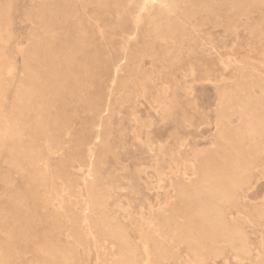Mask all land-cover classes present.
<instances>
[{
    "label": "rangeland",
    "instance_id": "rangeland-1",
    "mask_svg": "<svg viewBox=\"0 0 264 264\" xmlns=\"http://www.w3.org/2000/svg\"><path fill=\"white\" fill-rule=\"evenodd\" d=\"M69 1L65 14L57 12L54 21L46 16V26L52 28V34L49 41H42L44 28L38 26L36 14L43 0H0V88H6L0 91V124L11 115L24 75L23 61H29L32 68L36 66L37 62L28 58L29 51L35 48L32 39L36 34L41 35V47L58 51L55 53L60 75L56 93L51 91L46 96V131L34 133L38 118L28 110L26 139L13 136L0 145V213L5 216L0 223L9 225L8 212H15L19 206L23 210L21 204L28 202L40 204L42 199L45 204L38 208L43 223L40 229L46 230L55 222L70 230L73 219L69 216L82 214L78 189L84 186L82 169L90 162L92 151L97 169L92 186L106 198L107 217L122 223L131 242L140 245L145 231H150L153 241H161L168 226L173 229L168 237L171 264H264V150L226 211L229 227L247 233L253 248L250 259L244 260L223 247L218 257L199 262L174 231L177 223L184 222L177 215L184 203L178 198V191L185 186L195 193L196 172L190 164L215 145L223 94L252 82L255 98L264 100V23L255 29L262 17V1L246 9L245 16L233 20L229 19L234 13L230 4H225L224 12L218 16L197 10L195 0H189L190 4L186 3L188 0H167L163 10L148 0ZM5 5L8 20L1 16ZM154 18L157 21L153 22ZM70 48L73 49L67 50ZM60 50L64 53L60 54ZM164 51H168L166 57ZM38 54L40 59H48L42 50ZM28 82L34 83L29 77ZM238 123L237 116L230 118L232 126ZM23 139L29 149L36 151L42 171L40 182L30 177L27 155L17 148ZM151 141L154 147L148 149ZM58 237L64 243V235L58 233ZM3 239L0 233V242ZM17 247L23 248L21 244ZM30 255L24 253L15 264H36Z\"/></svg>",
    "mask_w": 264,
    "mask_h": 264
},
{
    "label": "bare ground",
    "instance_id": "bare-ground-1",
    "mask_svg": "<svg viewBox=\"0 0 264 264\" xmlns=\"http://www.w3.org/2000/svg\"><path fill=\"white\" fill-rule=\"evenodd\" d=\"M94 1L96 2V0ZM148 1L152 2L151 4H153V6L159 9L162 6H165L167 3V0H148ZM195 1H196L195 8L197 10L199 11L206 10L211 13L214 12L218 16L224 12L223 7H226L224 6L225 4H228V5L230 4V6L232 5L234 8V13L233 15L229 16V19L231 20L243 15L246 9L252 8V6L255 5L254 4L255 2L262 1V6L264 7V0H195ZM69 2H70L69 0H43L42 4L40 2L41 5L39 4L40 6H38L37 8L36 19H37L38 26L44 28L42 35L45 34L44 35L45 39L42 41H45V40L49 41L48 38L52 34L51 32L52 28L49 26H46L49 21L47 20L48 18H46V16L50 15V17L53 19L52 21H54L53 16L56 15L57 12H61L60 14L62 13L65 14L64 12L66 11H64V8H65V5H67ZM169 2L171 1L169 0ZM186 3H189V0L188 2L186 1ZM109 4H110V1H109ZM176 6H174V8ZM168 7L170 6H167L166 8ZM263 7H261L263 11L260 10L262 12L260 23H258L257 26L255 25L256 28L255 26H251V29L252 27L257 29L263 25L264 23L263 22L264 21V8ZM193 8L192 10H194ZM176 10H177V7H176ZM186 11L188 14L187 9ZM209 12L208 13L205 12V13L209 15ZM117 13H119V11ZM120 13H121V10H120ZM159 13L161 14L162 12H159ZM210 15H213V13ZM225 15L223 14L222 16L224 17ZM1 16L8 20V5L4 6ZM153 16L155 17L156 15H153ZM55 18L57 17L55 16ZM137 19L139 20V18ZM154 21H157V20H155L154 18L153 22ZM183 24H182V27H183ZM176 29H175V32H176ZM178 31L179 29L177 30V32ZM160 32L162 31L160 30ZM168 32H171V31H168ZM38 36H41V35L36 34L34 36V39H32L35 45V48L33 47L34 48L33 51L32 50L29 51L31 52L30 56L28 54V58L32 57L37 62L36 66L32 68V65L30 66L29 61L27 60L23 61L24 62L23 63L24 75H23V78L20 79L17 93L12 102V106L10 110L11 115L9 116V119L7 120V122L0 124V145L4 141L6 140L8 141L13 136L25 138V132L28 127V121H29L27 120V117H25V113L28 110L33 111L36 118H38V122L36 123L34 133L36 135H39L42 132L46 131L45 126L48 123L47 119H49L48 118L49 105L47 103L46 96L50 93L51 94L53 93L51 91H54L56 89V85L58 83V76H60L58 73L59 72L58 70L59 68L58 67V54L59 53L57 50L56 51L58 54L55 53L56 51L54 49L53 51L49 47L48 48L45 46L41 47L40 44H38V43H41V39H39L41 37H38ZM170 36H172V34ZM68 43H71V41ZM77 43L78 42H76L75 44ZM36 44H38V46ZM61 46H63V44ZM67 46H69V44ZM61 48L64 49V47H61ZM72 49L70 48L67 50H72ZM40 50H42L44 55L48 57L47 60L45 58L40 59L41 57L40 58L38 57L39 56L38 53L40 52ZM62 51L60 52V54L64 53V51L63 52ZM75 52L77 53L78 51H75ZM166 52L168 53V51ZM68 53L70 52H67V54ZM167 53H165V55L163 53L162 54L164 57H166ZM123 54H124V51H123ZM125 55L127 54L125 53L124 56ZM129 56L130 55H128L127 57ZM65 59L66 58H64V61ZM164 59L166 61V58ZM129 60L130 59H128V61ZM170 60L172 59L170 58ZM60 64H61V61H60ZM68 70L70 71L69 68ZM69 71L67 75L71 73V71L70 72ZM72 73L74 72L72 71ZM28 77L35 83V85H33L34 83L30 84L31 81L30 83L28 82ZM65 78L68 81L69 77L67 78L65 76ZM66 87L67 86H65L64 88ZM1 89L2 88H0V91ZM3 89L6 90L5 86ZM253 91H254V84L252 82H250L245 87L238 86L236 89L228 90L226 92L224 91L225 93L223 94V98L221 101L222 110H220L221 111V121H220V125L218 128L217 134H216L215 145L210 151L199 154L196 158V161L191 162L190 164L191 170L196 172L195 193H193V191H191L189 188L185 186H182L180 189L178 188L179 189L178 198L182 200L184 203L181 207V210H179V212L177 213V215L178 217L182 218L184 222H183V225H179V223H177L174 231H175V234L178 235L179 239L187 243V245L193 251L194 257L199 262H205V260L211 257L213 258L218 257L220 254H222L223 247H228L236 255H238L244 260L250 259L252 255L253 248H252V244H251V241L247 233L241 228H237V227L230 228L229 227L227 220H226V211H227L228 206L232 204L233 202H235V199L238 196V190L240 189L241 185L244 182H246L247 179L250 177V169L252 168L253 164L258 160V158L261 157V153L264 150V100L258 101L255 98ZM262 91L261 92L264 94V77H263V90ZM55 93L54 95H56ZM2 94L3 93H1V96ZM161 103H162V100H161ZM1 115L2 114H1V109H0V117ZM232 116L238 117V120H239L238 125L232 126L230 124V118ZM161 119H163V117ZM147 128L148 127H145V130ZM99 136L100 135L97 134V137ZM27 144L29 143L23 139L21 143L19 142V145H17V148L20 149L21 152L27 155L28 164L30 165V170H29L30 172L29 174H31L30 177L37 183L41 181L42 171L41 169H39L37 165L38 161H37L36 154H35L36 151L32 148L29 149ZM10 146H11L10 149H12V151L15 150L14 145L11 144ZM152 146L154 147V141H151L150 143H148L149 148L148 147L147 148L152 149ZM91 147L92 146H90V148ZM92 150L94 151L95 149L93 148ZM93 156H94V153H92L91 151L89 154V158H91V160L90 162H88V165L82 169L83 171H82L81 180L84 186L78 189V193L81 197V200L78 203V208L80 209L82 214L81 215L76 214L75 217L69 216L71 217V219H73L72 228L68 230L67 228L63 227L64 225L62 226V225H58L55 222H51V226L49 228H47L46 230H41L40 226L43 223L41 219L42 217L40 216V213H38V208L41 206V204L43 203L45 204V202L42 201L41 199L39 201L41 202L40 204H38V202H35V201L32 203L28 202L29 204L28 203L21 204L23 210H20L19 209L20 206H19L18 209L14 210L15 212H11V214H9L10 212H8V214L6 215V218H8L11 222L9 225L4 226L3 224L0 223V233L4 235L3 241L0 242V264H15L16 261L19 260V258L23 257L24 253H30L31 254L30 257L32 258L33 262L36 264H171L170 263L172 261L171 247L168 243V237H169L170 231L173 229L170 230L167 228L168 227L167 226L166 229L164 230V237L161 241H153L150 235L151 234L150 231H145L141 235V238H140L141 244L139 245L137 243L131 242L128 231L124 228V226L122 225L120 221H118L115 218L107 217V215L105 214L106 198L101 193L100 190H95L92 186V183L95 180L96 175H97V169L93 166V161L95 160L94 158H92ZM31 197L33 196L31 195ZM61 207H62V203L60 204V208ZM255 209L256 208H254V210ZM3 214L0 213V221H2V219L5 217L3 216ZM54 214L57 215L56 213ZM261 214L264 216V213H261ZM48 215L49 214H47V216ZM257 216H259V214H257ZM58 233H60V235L61 234L64 235V243H62L63 241L62 242L60 241L58 237ZM19 244L23 246V248L20 247L22 248V250L17 247V245ZM138 253L140 254L139 256H138Z\"/></svg>",
    "mask_w": 264,
    "mask_h": 264
}]
</instances>
